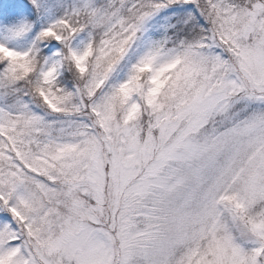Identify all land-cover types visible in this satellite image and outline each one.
Wrapping results in <instances>:
<instances>
[{"label": "snow or ice", "instance_id": "obj_1", "mask_svg": "<svg viewBox=\"0 0 264 264\" xmlns=\"http://www.w3.org/2000/svg\"><path fill=\"white\" fill-rule=\"evenodd\" d=\"M0 264H264V0H0Z\"/></svg>", "mask_w": 264, "mask_h": 264}]
</instances>
